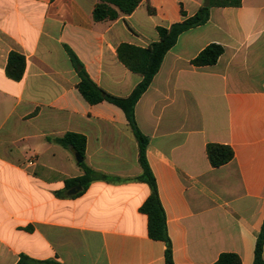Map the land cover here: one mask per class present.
Masks as SVG:
<instances>
[{"label":"crops","instance_id":"0c3cea01","mask_svg":"<svg viewBox=\"0 0 264 264\" xmlns=\"http://www.w3.org/2000/svg\"><path fill=\"white\" fill-rule=\"evenodd\" d=\"M99 2L0 0V264H167L166 243L149 237L140 211L151 190L138 180L134 132L122 109L82 97L65 47L100 89L127 98L143 77L118 47L148 48L158 28L207 0H142L129 16L96 22ZM212 44L224 49L218 62L195 66ZM13 51L26 58L20 81L6 74ZM135 119L174 264H215L223 254L254 264L264 227V0L211 8L205 25L183 33ZM68 133L85 136L86 165L108 177L76 198L73 189L58 196L84 175L76 153L56 142ZM210 144L230 146L234 159L214 168Z\"/></svg>","mask_w":264,"mask_h":264},{"label":"trees","instance_id":"16d2710c","mask_svg":"<svg viewBox=\"0 0 264 264\" xmlns=\"http://www.w3.org/2000/svg\"><path fill=\"white\" fill-rule=\"evenodd\" d=\"M142 0H100L94 9V20L96 22L114 21L121 16L131 15L140 5ZM242 0H207V4L199 9L192 17L186 18L185 12L182 11L184 20L171 25L168 28H158L159 41L153 43L148 48H140L130 44H122L118 47L119 60L132 72L143 77L142 82L135 88L132 94L127 98H119L107 94L100 89L88 75L84 65L78 59L76 54L69 48L65 50L76 70L80 82L78 90L82 97L90 104L96 105L102 102H109L122 109L126 115L129 125L140 147V164L142 166V174L138 178L139 181L146 183L151 190L150 196L142 205L140 211L148 218L149 237L155 241L166 243V262L174 264L172 247L167 231L166 214L159 198L158 187L155 177L150 169L146 158V149L148 139L139 131L135 119V107L142 95L150 87L154 77L160 70L162 62L166 54L176 45L179 37L199 26L205 25L210 18V10L214 7H240ZM224 49L217 44H212L203 50L193 61L197 67H206L215 65L222 56ZM26 69V58L18 52H11L8 58L6 74L8 78L14 81H20ZM58 144L65 148L72 149L82 162L79 166L83 169L84 175L65 181L66 190L64 193H58L63 197L65 193L71 189L81 187V191L72 198L81 196L90 185L98 180H108V177L102 175L85 163L86 156V138L85 136L68 133L56 140ZM207 154L211 165L218 168L230 163L234 159V151L230 146L210 144L207 147ZM264 227L257 240L255 250L254 264H264ZM60 264L50 260L45 262L22 261L20 264ZM215 264H242L241 259L235 254H223Z\"/></svg>","mask_w":264,"mask_h":264},{"label":"water","instance_id":"95a60500","mask_svg":"<svg viewBox=\"0 0 264 264\" xmlns=\"http://www.w3.org/2000/svg\"><path fill=\"white\" fill-rule=\"evenodd\" d=\"M76 159L77 162L80 164V162H82V160L80 159V157L78 156V154H76ZM79 191H81V187H78L77 189H73L69 192L70 195H75L77 194Z\"/></svg>","mask_w":264,"mask_h":264}]
</instances>
